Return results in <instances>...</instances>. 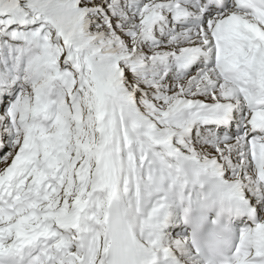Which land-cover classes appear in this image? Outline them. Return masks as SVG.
Wrapping results in <instances>:
<instances>
[{
    "label": "snow or ice",
    "instance_id": "1",
    "mask_svg": "<svg viewBox=\"0 0 264 264\" xmlns=\"http://www.w3.org/2000/svg\"><path fill=\"white\" fill-rule=\"evenodd\" d=\"M0 264H264V0H0Z\"/></svg>",
    "mask_w": 264,
    "mask_h": 264
}]
</instances>
